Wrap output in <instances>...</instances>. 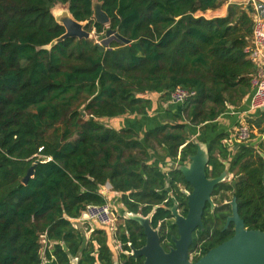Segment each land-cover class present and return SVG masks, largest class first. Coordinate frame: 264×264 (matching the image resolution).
<instances>
[{
  "label": "trees",
  "instance_id": "16d2710c",
  "mask_svg": "<svg viewBox=\"0 0 264 264\" xmlns=\"http://www.w3.org/2000/svg\"><path fill=\"white\" fill-rule=\"evenodd\" d=\"M99 1L108 27L129 43L66 38L42 48L64 32L51 13L56 4H67L88 31L100 34L107 26L94 20L91 0H0V264H42V237L44 257L56 264L75 257L74 264H113L104 232L94 229L85 239L72 222L88 204L106 201V183L120 193L126 211L150 215L153 228L176 233L170 208L178 202L185 213L182 188H192L177 167L149 163L150 154L160 149L185 162L196 152L192 127L205 136L204 123L229 105L241 106L251 93L255 65L245 47L252 18L242 4ZM225 3L223 16L201 14ZM176 86L195 93L178 109H165L168 119L142 134L99 121L147 116L152 96L167 102ZM257 113L248 121L262 133L264 111ZM226 137L221 132L201 139L208 153L205 171L218 175L227 161V172L236 176L233 184H216L213 194L221 202L230 191L245 227L264 231V138L230 150ZM31 166L33 175L23 183ZM124 223L134 246L143 244L142 227L127 218ZM118 239L129 249L126 235ZM218 242L202 245V253ZM196 244L194 238L191 252Z\"/></svg>",
  "mask_w": 264,
  "mask_h": 264
},
{
  "label": "water",
  "instance_id": "95a60500",
  "mask_svg": "<svg viewBox=\"0 0 264 264\" xmlns=\"http://www.w3.org/2000/svg\"><path fill=\"white\" fill-rule=\"evenodd\" d=\"M91 4L94 20L107 26L105 31L99 34L97 41L105 45H108L112 39L122 41L125 44L129 43V39L121 36L115 29L108 27L109 17L102 9V3L99 0H91ZM58 5L56 4L55 6ZM62 7L68 12L66 19H64L65 21L57 19L53 14V8L51 9V13L56 22L64 27V32L54 38L49 44L42 46V48L50 49L55 43L66 38H91V32L85 29L86 22L75 20L70 14L67 4H62ZM259 111H264V106ZM81 115H85L82 109ZM260 139L261 137H258L256 141L250 144L254 146ZM193 142L196 145L195 154L189 156L185 164L177 166L186 182L190 184L192 190L187 194L188 212L186 216L181 215L177 211L176 205L170 208L178 232V238L174 239V248L168 253L163 251L159 244L158 230L151 226L150 216L124 211L125 218L137 222L142 227L146 239L145 245L141 248H135L132 244L130 245L132 256H143V264H264V231L245 228L243 218L238 214L235 198L231 201V215L226 219V225L230 221L234 223L233 235L209 249L196 261H190L188 248L192 239V231L197 226L202 225L201 217L205 204L209 203L213 207L211 200L212 191L216 184L222 182L225 178L228 166V163H226L225 169L218 176L213 178L206 177L205 167L208 162L207 146L198 139H194ZM32 175L33 166L27 170L23 183H27ZM262 180L264 181V174ZM62 245L63 249L66 250L65 244Z\"/></svg>",
  "mask_w": 264,
  "mask_h": 264
},
{
  "label": "built area",
  "instance_id": "2783aa9c",
  "mask_svg": "<svg viewBox=\"0 0 264 264\" xmlns=\"http://www.w3.org/2000/svg\"><path fill=\"white\" fill-rule=\"evenodd\" d=\"M244 6L252 18L250 42L245 47V52L255 65V72L250 81L251 93L248 97V110L244 112L245 115L255 112L264 106V0H244ZM194 93L193 90L176 86L170 93L169 101L181 104L193 96ZM243 118L239 120L238 125L233 130L234 134H231L227 141L231 142L235 140L238 143H245L252 138V133H256L257 128L251 126ZM76 220H80V222L91 220L96 222L100 227L107 228L114 220L113 208L107 201L101 204H88L81 216L76 218ZM74 226L78 228L75 224ZM112 236L117 246H119L115 232H113ZM41 243L42 264H45L44 248L46 240L44 237L41 238Z\"/></svg>",
  "mask_w": 264,
  "mask_h": 264
},
{
  "label": "flooded vegetation",
  "instance_id": "af4514ba",
  "mask_svg": "<svg viewBox=\"0 0 264 264\" xmlns=\"http://www.w3.org/2000/svg\"><path fill=\"white\" fill-rule=\"evenodd\" d=\"M189 156H191V155H189ZM186 161H188V159ZM226 163H227V161L225 162V165H226ZM205 175L208 178H213V177L218 176L219 174L213 176L209 172L205 171ZM235 180H236V176H234L232 173H229V172H227V174L225 175V178L223 179V181L231 183V184H233L235 182ZM182 190L184 191V193L187 196V194L190 193L192 189L187 190V189L182 188ZM226 196L227 197H225L221 202H219L218 201L219 196L217 194H213V191H212L211 200L213 202V207H211V205L209 203L205 204V206L203 208V212H202V217H201L202 225L197 226L192 231V239H191V243H190L189 248H188L189 259L191 262L196 261L202 255H204L209 249H211V248L217 246L218 244H220L221 242L229 239L233 235L234 223L232 221H230L226 225V219L228 216L231 215V201L233 198H235V200H236V197L230 191L226 192ZM186 204H187V201H186ZM174 205H176L177 211L181 215H183V216L187 215L188 205L186 206L185 213H184L183 206H181L178 202L175 203ZM207 205H209L208 208L206 207ZM237 211H238V208H237ZM238 214H239V212H238ZM170 219H171V223L174 224L173 216ZM244 226H245V223H244ZM245 228H247V227H245ZM96 229H101L102 232H104L103 234L105 235V240L107 243L106 229L104 230L103 227L96 228ZM154 229L158 230L160 246L162 247L164 252L168 253L172 248H174V239L178 238L177 227H176V233L168 232V228L161 229L160 227H157ZM93 230L94 229H92V230L88 229L87 231H89V233H92ZM216 231H219V233H222L225 238L221 240L222 237ZM117 234L118 235H120V234L126 235L127 240H128L126 245L128 246L129 249L124 248L123 243H121V241L118 239V235H116L119 246H117V244L114 240H113V243L116 245L115 246L116 248L117 247L120 248V251L115 258L112 255L113 264H134V263L143 264L144 263V257L143 256H137V257L132 256V250L130 248V245L132 244L134 246V242L132 241L134 236L132 235L131 231L126 228L124 221L121 224V226L119 227V232ZM111 238L113 239V236H111ZM194 238L197 239L196 251L191 252L190 247H191V244H192V241ZM213 240L219 241V242L216 243L214 246L208 248L204 253H202V245L209 244L210 241H213ZM145 242H146V239H145V235H144L143 244L138 245L137 247H135V246L134 247L135 248H141L142 246L145 245ZM119 248H117V249H119ZM121 254H124L125 257L122 258L120 256ZM131 258H132V261L130 260ZM74 261H77V257L72 258L70 264H74L75 263Z\"/></svg>",
  "mask_w": 264,
  "mask_h": 264
},
{
  "label": "crops",
  "instance_id": "0c3cea01",
  "mask_svg": "<svg viewBox=\"0 0 264 264\" xmlns=\"http://www.w3.org/2000/svg\"><path fill=\"white\" fill-rule=\"evenodd\" d=\"M228 2L229 1L227 0V3ZM227 3L223 5L224 13H222L221 15H217V16H223L226 14ZM153 97H156V99L153 101V106L147 116L126 114V115L108 118V119L105 118L106 119L105 121L108 122L106 123V125H108L109 127H113L115 129H120L123 127H130L134 129L135 132L142 134L145 130L152 128L154 126H157L161 124L162 122L166 121V119H168L164 111L165 109L176 110L179 108L178 104L172 103L169 100L167 102L158 101L157 94L153 95ZM248 97L249 96L245 98V101H243L241 106L233 107L229 105L227 109L220 116H218L215 120L204 123L203 126L205 129V136L199 134V130H200L199 126L192 127L190 140L193 141L194 139H198L199 141H201L202 137H206L207 139H210L215 134L222 132V133L227 134V137L223 139V142L225 146L231 150L232 148H229L230 146H232L231 142L227 140L231 136V131L235 129L236 124H238L239 120L242 118L241 114L244 115V112L248 110ZM250 115L253 116L254 114L252 113ZM169 160L173 161L174 159L169 157L167 154H163V153L160 154V152L158 153L153 152L150 154L149 163L158 165L163 170H168V168H165L164 166H165V162ZM102 194L105 196V199L107 202L108 200L115 198L117 202L120 203V200H119L120 193L112 191L109 183H106L104 186H102ZM72 222L76 226L79 223H83V222H80V220H76V219L73 220Z\"/></svg>",
  "mask_w": 264,
  "mask_h": 264
},
{
  "label": "rangeland",
  "instance_id": "374dc122",
  "mask_svg": "<svg viewBox=\"0 0 264 264\" xmlns=\"http://www.w3.org/2000/svg\"><path fill=\"white\" fill-rule=\"evenodd\" d=\"M228 1L229 2H238V3H240V4H242L244 6V0H228ZM59 5L62 6V4H59ZM223 5L220 6L219 8H217V9L208 10V11H205V12H203L201 14L204 15L205 17H212V16L221 15L222 13H224ZM90 32H91V38H93L94 40L97 41V39H98L97 37L99 36V34H97L94 29H91ZM100 34H102V33H100ZM152 99L154 101L156 99V97L152 96ZM252 113L254 114L253 116L250 115ZM252 113L245 114V115L241 114V116H242V118L244 117L243 119L245 121L249 122L248 119H250V118L254 119V118H256L255 114H258L257 112H252ZM82 117H86V113ZM106 119H108V118H106ZM106 119L105 118H100L99 121H101L102 123L106 124V123H108L107 121H105ZM237 125L238 124H236V126ZM236 126H235V128H236ZM263 126H264V121L261 124V127H263ZM231 134H234V131H231ZM254 135H255L254 138H251L248 142H245V143H238L235 140H232L231 141V145L232 146H230L229 148L234 149L235 146L238 145V144H248L249 142H254V141H256L258 139V137H261V139L264 138V132L260 133L259 128H257V131H256V133ZM205 145H206V143H205ZM158 152H160V154H162L160 149H158ZM186 162L187 161L182 163L177 158L176 160L174 159L173 161L169 160V161L165 162V166L164 167L169 169V168H172V167H177L179 164H185ZM108 202L111 204V206L113 208L114 220H113V223L111 225H109L107 228L104 227V230L106 229V232H107L106 233V235H107L106 236L107 237V243H108V245L110 247V250L112 251V255L115 258L118 255V253L120 251V248L117 247V248H119V249H117L115 247L116 245L113 243V239L111 238V236H112L113 232H115V234L118 235L117 233L119 232V227L123 223L124 217H125L123 213L126 210L123 208L121 203L117 202V200L115 198H112V199L108 200ZM77 226H78L77 229L80 232L83 233V235L85 236V239H89L91 234H92V233H89V231H87L88 229L92 230V229H96V228H101L96 222L91 221V220L84 221L83 223H79ZM45 264H56V263H55V261L53 259H46L45 258Z\"/></svg>",
  "mask_w": 264,
  "mask_h": 264
},
{
  "label": "bare ground",
  "instance_id": "6f19581e",
  "mask_svg": "<svg viewBox=\"0 0 264 264\" xmlns=\"http://www.w3.org/2000/svg\"><path fill=\"white\" fill-rule=\"evenodd\" d=\"M53 14L57 17L58 20L65 21L68 12L61 5L55 6L53 8Z\"/></svg>",
  "mask_w": 264,
  "mask_h": 264
}]
</instances>
